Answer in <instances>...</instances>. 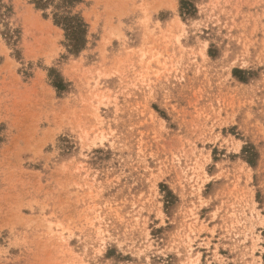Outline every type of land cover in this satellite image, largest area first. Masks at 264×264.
I'll return each instance as SVG.
<instances>
[{
	"label": "rangeland",
	"instance_id": "obj_1",
	"mask_svg": "<svg viewBox=\"0 0 264 264\" xmlns=\"http://www.w3.org/2000/svg\"><path fill=\"white\" fill-rule=\"evenodd\" d=\"M0 264H264V0H0Z\"/></svg>",
	"mask_w": 264,
	"mask_h": 264
}]
</instances>
